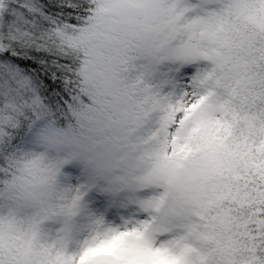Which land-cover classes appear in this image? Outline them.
<instances>
[{"label":"snow or ice","instance_id":"obj_1","mask_svg":"<svg viewBox=\"0 0 264 264\" xmlns=\"http://www.w3.org/2000/svg\"><path fill=\"white\" fill-rule=\"evenodd\" d=\"M0 264H264V0H0Z\"/></svg>","mask_w":264,"mask_h":264}]
</instances>
